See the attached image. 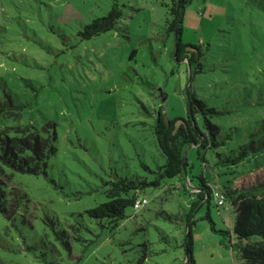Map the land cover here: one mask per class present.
<instances>
[{
    "label": "rangeland",
    "instance_id": "1",
    "mask_svg": "<svg viewBox=\"0 0 264 264\" xmlns=\"http://www.w3.org/2000/svg\"><path fill=\"white\" fill-rule=\"evenodd\" d=\"M117 1L123 15L115 27L81 38L78 30L104 15L113 0H0V94L4 87L22 107L17 118L0 116V129L16 122L54 124L58 134L47 174L26 176L19 185L40 222L21 226L12 241L17 253L1 236V257L9 264H35L33 253L41 251L52 261L41 242L44 222L104 201L102 181L111 173L152 177L142 163L156 169L164 161L153 132L158 108L169 118L187 112L188 63L174 58V37L165 33L162 2L171 0ZM181 38L202 53L191 91L222 111L211 118L219 126V144L205 151L206 162L195 146L187 148V191L197 190L201 171L222 192L264 180V0H192L184 9ZM251 140L263 149L236 165L218 163V153L227 155ZM179 181L178 189L142 190L147 203L127 207L114 232L83 218L91 228L85 236L96 239L84 249L85 242H76L71 255L64 250L55 262L183 264L184 214L192 196ZM191 218L194 264H239L231 247L235 213L228 200L202 201Z\"/></svg>",
    "mask_w": 264,
    "mask_h": 264
},
{
    "label": "trees",
    "instance_id": "2",
    "mask_svg": "<svg viewBox=\"0 0 264 264\" xmlns=\"http://www.w3.org/2000/svg\"><path fill=\"white\" fill-rule=\"evenodd\" d=\"M191 1L162 2L167 6L165 33L174 37V58L176 60L186 59L189 67L186 114L169 118L159 107L153 124L156 144L164 158L163 163L159 164L156 169L142 163L143 169L151 173L152 177L147 175L129 177L111 173L109 179L102 181L104 186L102 191L106 198L104 201L82 211L70 212L68 218L65 217L56 223L53 221L44 222L47 227L44 228L41 242L52 252L53 260H47L45 252L41 251L40 254L33 253L32 260L35 264H57L55 260L62 259L61 255L64 250H66V254H72L73 244L76 242H80V244L85 242L83 249L89 242H93L96 239L95 236H85L86 233L91 232V228L87 222L82 221L83 218L94 222L102 229L108 228L114 232L121 220L125 218L126 208L134 207L135 201L141 197L142 190L148 186H166L169 190L178 189L177 182L179 180L184 192L192 196L189 210L184 214L182 246L185 256L183 264H194L191 231L194 219L191 218L192 213L202 201L208 203L212 197L215 198L217 205L228 200L233 207L235 213L233 231L236 241L231 244V247L236 252L239 264H264V180L247 186L234 185L222 192L212 188L206 174L201 171L197 175L196 191L188 192L185 185L186 171L183 169L182 159L184 150L195 146L198 157L203 163L206 162L205 151L219 144L216 139L219 134V126L211 118L222 113L221 110L208 106L204 99L198 98L190 89L192 76L202 70V53L199 47L193 43H185L181 38L184 9ZM122 15V6L117 0H113L107 12L85 23L78 30V35L81 38H89L113 29ZM2 88L0 116L19 117L21 105L15 103L6 93L5 88ZM199 118L202 120V127L199 125ZM51 127L53 128H50L49 124L48 126H37L33 123L16 122L0 129V216L4 219V227H0V259L6 264H9L8 261L1 257V250L4 247L1 243V236L11 245L8 249L17 253L18 250L14 247L13 242L21 234V226L28 222L30 227H33L36 222H40L36 218L33 206L30 207L28 204L29 199L25 196L29 195L25 191V187L19 185L27 181L26 176L31 178V176L47 174L48 159L58 150V134L54 124ZM259 149H263V146L257 147L251 140L249 143L241 145L238 150L231 151L227 155L224 154L225 156H220L218 153V163L224 166L236 165L247 158L250 151L255 152ZM185 162L187 167V157H185ZM174 177L178 181L166 182L167 178ZM50 180L55 183L53 179ZM216 192H219L222 198H216ZM204 217L211 222L213 228L208 211ZM28 218L32 219L31 222ZM32 247L25 246L28 250ZM80 258L81 255L77 257V260Z\"/></svg>",
    "mask_w": 264,
    "mask_h": 264
},
{
    "label": "built area",
    "instance_id": "3",
    "mask_svg": "<svg viewBox=\"0 0 264 264\" xmlns=\"http://www.w3.org/2000/svg\"><path fill=\"white\" fill-rule=\"evenodd\" d=\"M216 198H222V195L219 192H216L215 194ZM147 202V199L145 197H140L138 198L135 203H134V207L135 208H140L143 204H145ZM221 201L219 200V203Z\"/></svg>",
    "mask_w": 264,
    "mask_h": 264
},
{
    "label": "water",
    "instance_id": "4",
    "mask_svg": "<svg viewBox=\"0 0 264 264\" xmlns=\"http://www.w3.org/2000/svg\"><path fill=\"white\" fill-rule=\"evenodd\" d=\"M186 95H187V86H186ZM187 149L184 150L182 154V159H183V169L186 171V162H185V157H186Z\"/></svg>",
    "mask_w": 264,
    "mask_h": 264
}]
</instances>
